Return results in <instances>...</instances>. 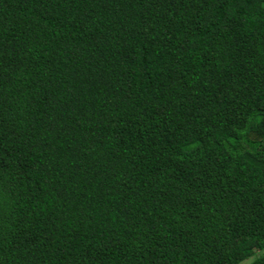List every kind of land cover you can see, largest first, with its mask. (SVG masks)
<instances>
[{
    "label": "trees",
    "instance_id": "1",
    "mask_svg": "<svg viewBox=\"0 0 264 264\" xmlns=\"http://www.w3.org/2000/svg\"><path fill=\"white\" fill-rule=\"evenodd\" d=\"M264 264V0H0V264Z\"/></svg>",
    "mask_w": 264,
    "mask_h": 264
},
{
    "label": "rangeland",
    "instance_id": "2",
    "mask_svg": "<svg viewBox=\"0 0 264 264\" xmlns=\"http://www.w3.org/2000/svg\"><path fill=\"white\" fill-rule=\"evenodd\" d=\"M249 260H243L240 264H247V262H248Z\"/></svg>",
    "mask_w": 264,
    "mask_h": 264
}]
</instances>
